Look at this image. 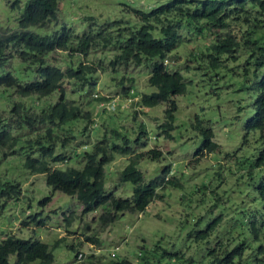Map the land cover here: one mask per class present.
I'll use <instances>...</instances> for the list:
<instances>
[{
	"label": "rangeland",
	"instance_id": "obj_1",
	"mask_svg": "<svg viewBox=\"0 0 264 264\" xmlns=\"http://www.w3.org/2000/svg\"><path fill=\"white\" fill-rule=\"evenodd\" d=\"M27 1L0 0V26L15 29L17 18ZM169 1L60 0L56 21L50 27L31 30L42 35L66 26L75 35H81L90 28L113 21L138 28L140 25L131 10L149 13ZM180 34L181 46L169 54L166 61L168 71L179 72L186 85L185 93L176 98L171 139L166 138L159 128L164 121L167 105L162 103L141 108L137 104L139 97L133 96L130 90L139 93L138 96L155 91L147 80L149 66L156 59L144 60L139 67L130 65L113 72L108 64L114 51L101 50L87 57L91 62L103 59V55L108 54L107 60L105 57L101 63L103 70L93 76L95 85L75 86L74 90L72 85L66 88V97L88 112L92 122L78 119L68 123L66 127H72L75 140L62 151L59 150L66 156H72L74 150L77 151L80 156H72L67 166L80 169L82 154L90 152L96 143L106 138L108 146L113 143L122 145L126 139L135 150L132 155H146L149 150L159 151L162 155L158 161L147 157L138 161L137 169L142 172L145 182L154 179L162 169L168 167L165 180L175 177L181 187L158 189L157 195L160 197L154 198L144 212L118 214L115 222L104 227L98 216L106 211L111 212L108 206L83 215L76 198L52 192L45 184L44 175L25 169L22 155L4 158L0 152V180L17 182L21 187L20 199L7 201L0 208V240L9 234L23 240H40L48 245L53 255L52 264H122L123 261L143 264L145 259H149V264H169L174 261L161 257L160 249L169 253H183L185 258L191 257L195 262L187 264L206 263L207 250L216 245V236L220 238L217 230L220 226L216 228L217 233L205 241L196 242L195 233L204 230L223 213V201L226 203L230 200L226 197L228 194L249 200L247 205L250 207L254 204L253 188L263 173V167L255 168L254 164L259 152L264 150V138L256 132L251 133L248 143L244 144L243 139L245 125L254 115L253 102L261 92L256 87L264 78V71L243 72L246 56L241 55L236 61H224L222 69L212 72L208 67L201 66V62H194L192 57L196 47L206 43L204 39L207 34H190L184 28ZM64 55L58 50L50 55V61L64 65L67 60ZM13 66L16 68L14 75L22 82L27 80L19 70L20 62L16 60ZM123 77L133 81H125L121 86L119 81ZM123 89L131 94L128 96L130 101L124 97ZM94 95L104 100H95ZM36 98L30 96L21 99L14 96L13 89H0V114H8L12 100L22 101L29 107L36 106V102L46 106L55 103L58 94L39 100ZM196 119L202 129L212 131L213 140L220 148L193 163L195 154L203 145V138L195 129ZM141 126L145 128L147 139L141 136L139 146L135 147L134 141ZM234 152L238 153L229 162L223 158ZM128 159V156L115 155L111 163L103 166L105 189L116 198H130L132 195L133 185L119 182V175L128 164ZM217 163L222 165L219 167L221 176L217 173V176L214 175ZM250 173L251 176L248 175ZM223 194L226 196L223 197ZM47 197H50V203L40 207L39 202ZM70 213L77 217L73 225L67 228L66 217ZM35 214H39L38 219H42L44 225L30 223L28 227H23L21 222L30 221L29 217ZM224 223L221 220L222 226L231 225ZM220 233L225 238L227 235L236 236L238 231L223 230ZM86 237L96 238L99 244L90 243ZM72 246L80 254L77 257L70 249ZM10 261L13 262L14 257H10Z\"/></svg>",
	"mask_w": 264,
	"mask_h": 264
},
{
	"label": "trees",
	"instance_id": "obj_2",
	"mask_svg": "<svg viewBox=\"0 0 264 264\" xmlns=\"http://www.w3.org/2000/svg\"><path fill=\"white\" fill-rule=\"evenodd\" d=\"M59 1L28 0L17 18L15 29L0 26V89H13L14 96L21 99L36 96L39 100L58 94V100L46 106L36 102V106L29 107L22 101L12 100L8 114H0V152L4 158L22 155L25 169L44 175L45 184L52 192L76 197L84 214L108 206L112 213L105 212L98 216L100 224L105 227L115 222L119 213L144 212L154 198L160 197L157 195L158 189L164 190L166 186L180 188L181 184L175 177L165 180L168 167L162 169L154 179L145 182L142 172L137 169L138 161L144 157L158 161L162 155L156 150H149L147 156L132 155L135 150L126 139L122 145L113 143L108 146L106 138L96 143L90 152L82 154L80 169L67 166L72 156H80L77 151L74 150L72 156L57 153V149L62 151L75 140L72 127H66L68 123L78 119L92 122L88 112L66 97L67 86L72 85L74 90L75 86L95 85L93 76L103 70L101 63L105 57L107 60L108 54L103 55V59L91 62L87 57L101 50L114 51L108 64L113 72L130 65L139 67L144 60L156 59L149 66L147 80L155 91L138 96L139 93L130 90L133 96L139 97L137 104L141 108L162 103L167 105L164 121L159 128L166 138L171 139L176 98L185 93L186 85L179 72L168 71L166 61L169 54L181 46V30L184 28L190 34H207L204 39L206 43L197 46L192 57L194 62H201V66L208 67L212 72L222 69L224 61H236L241 55L246 56L243 72L264 71V0H170L149 13L131 10L140 25L138 28L113 21L90 28L81 35H75L66 26L42 35L31 30L50 27L56 21ZM58 50L65 53L67 60L64 65L50 61V55ZM16 60L21 64L19 70L23 77L27 78L23 82L13 73ZM125 81L132 82L133 79L123 77L119 84L123 86ZM256 88L261 92L253 102L254 115L245 125L244 144L248 143L251 133L258 132L264 138V78ZM122 93L124 97L131 96L127 89H123ZM94 99L104 100L98 97ZM199 124L196 119L195 129L202 136L203 145L195 154L193 163L220 148L213 140L212 131L202 129ZM141 136L147 137L143 126L134 141L135 147L139 146ZM237 153L223 158L229 162ZM115 155L129 157L128 164L119 175V182L133 185L130 198H116L106 192L103 166L111 163ZM59 164H63V167H55ZM216 165L214 175L221 176L219 167L222 165ZM254 165L255 168L263 167L258 184L253 188L254 204L250 207L247 205L249 200L245 201V198L223 194V197L230 198L227 201L225 197L226 203L223 201V213L204 230L195 233V240L199 242L208 240L219 230L220 238L216 236V245L207 250L205 264H264V150L259 152ZM248 175L251 176V173ZM20 197L19 183L0 180V208L7 201L19 200ZM50 201V197L44 198L39 206L43 208ZM39 217V214H35L29 217L30 221H22L21 224L43 226L44 221ZM221 220L231 225L222 226ZM66 225L69 227L70 224L66 222ZM223 230L238 231V238L232 235L224 238L220 233ZM86 240L99 244L93 237H86ZM70 249L77 257L75 246ZM160 250L161 257L174 260L169 264L194 262L191 257L185 258L183 253ZM10 257H14L13 262ZM147 260L143 264H149ZM35 262L53 263L48 245L40 240H23L12 234L0 240V264ZM122 264L130 263L123 261Z\"/></svg>",
	"mask_w": 264,
	"mask_h": 264
},
{
	"label": "clouds",
	"instance_id": "obj_3",
	"mask_svg": "<svg viewBox=\"0 0 264 264\" xmlns=\"http://www.w3.org/2000/svg\"><path fill=\"white\" fill-rule=\"evenodd\" d=\"M97 96L96 95H94V98H96ZM130 97V96H129ZM129 97H126V99L128 98V100L130 101V99H129ZM57 153H60V150L59 149H57ZM57 167H63V164H59V165H56ZM55 166V167H56ZM48 187V186H47ZM49 188V187H48ZM50 189V188H49ZM107 192V191H106ZM107 194H110V193H107ZM70 197V196H69ZM74 198H76V197H74ZM77 199V198H76ZM77 201L80 203V201L77 199ZM80 205H81V203H80ZM98 209V208H97ZM95 210H93V211H91V212H88V213H86V214H89V213H92V212H94ZM81 212H82V205H81ZM107 212V211H106ZM112 212V211H111ZM110 212V213H111ZM125 213V212H124ZM82 214L83 215H85L83 212H82ZM119 214H121V213H119ZM64 217H65V215H64ZM75 217H77L75 214H73V213H70L69 215H68V217H66V219H67V221L66 222H68L70 225H69V228L73 225V222H74V218ZM81 221V220H80ZM65 226L68 228V226L65 224ZM23 227H28V226H23ZM78 255H80L79 253H78ZM77 255V256H78Z\"/></svg>",
	"mask_w": 264,
	"mask_h": 264
}]
</instances>
